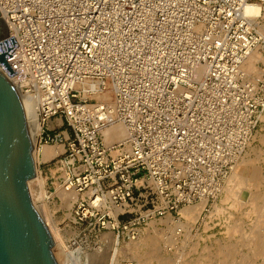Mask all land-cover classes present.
Segmentation results:
<instances>
[{
    "label": "built area",
    "instance_id": "1",
    "mask_svg": "<svg viewBox=\"0 0 264 264\" xmlns=\"http://www.w3.org/2000/svg\"><path fill=\"white\" fill-rule=\"evenodd\" d=\"M0 14L17 43L0 70L37 145L63 144L46 163L80 219L135 237L220 196L264 116V62L244 68L264 53V0H0ZM115 123L125 137L107 143Z\"/></svg>",
    "mask_w": 264,
    "mask_h": 264
},
{
    "label": "rangeland",
    "instance_id": "2",
    "mask_svg": "<svg viewBox=\"0 0 264 264\" xmlns=\"http://www.w3.org/2000/svg\"><path fill=\"white\" fill-rule=\"evenodd\" d=\"M262 62L263 61H260L258 63ZM261 120L262 121L258 123V126L256 128L252 143L246 149V154L244 153L242 155V157L246 155L245 157L254 158V150L258 149L261 151L259 159L254 164V170L251 171L249 167L243 165L241 159L233 169L238 172H243L244 174H246V176H250L251 171V183L253 187L251 186V183H245L243 185L232 183L226 184V179L222 187H225V185H232L231 187H235L236 189L237 187H239L237 189L238 191L236 190V196L229 197L230 199L225 198V191L224 189H222L223 193L221 192L220 196L215 201L209 202L206 206L204 204V208L208 209V211L204 208L202 209L200 216L193 223V227L190 231H187L185 229V227L187 228V226L182 227L179 231V234L176 236L177 240L172 243L173 245H169V243L165 240H162L164 243L162 241L160 242V249L157 254L161 253L160 255L163 257L155 254L153 255V253H151L152 251L149 245H141L135 250H131L129 248V244L135 242L134 240L138 241L139 239H141V236L143 237L146 234L153 233V226L151 223L152 221L148 222L147 225L141 228L139 234L135 237H131L126 233L119 234L117 236V247L118 249H121L119 250L116 258V264H158L161 260H163V262H160L161 264H164L166 261L167 264H264V253L262 252V254H260L261 251H264V248L261 247V249H258V251H260L256 254L259 255H255L254 253L256 249L255 245L257 244L256 242L254 243V234H259L258 239L264 240V220L262 217L260 218V212H258V206L262 204L263 199L261 200V198L264 196V141L261 139L262 136H264V117H262ZM65 129H67V125L64 122L61 128H56L50 131V134H58L60 131H64ZM46 132L47 131L44 128L43 136L46 134ZM41 145H43V140L39 142V145H37V142H35V145H33V148L35 150L38 149L36 155V165L39 172L38 182L40 184V189L38 191L40 194V199L43 198V202L46 201L49 219L51 220V222H53V225L55 223V226L57 227L58 232L61 235V245H59L58 243L54 250L56 259L60 264H113L110 258V254L112 251L111 249L115 236L105 232L104 234L99 233L98 227L100 225V221H98L97 218L80 219V215L76 214L75 212L76 208L73 203L70 208L66 206V203L63 199H61L62 197L57 192L58 187L60 186L52 183L53 168L50 167L49 164L46 163L47 160H44L42 158V155H40L41 152L39 151V149L41 148ZM53 145L61 144L56 143ZM42 178L45 179V182L41 185ZM256 178L259 179V184L256 183ZM30 184L34 190L36 187H38L37 183L32 184L31 182ZM247 184H249L250 186ZM255 190H258L259 193ZM253 192H256V194H254ZM255 195H260L261 197L259 196L257 200H252ZM234 197H236V199ZM221 200L225 201L223 202ZM249 200L251 201V203ZM250 204H253L252 207ZM214 206L222 208L220 209V211L217 210L218 212H215L216 210H214ZM257 216H259L260 220ZM164 218L162 217V219ZM172 218L180 219L183 223L185 221V219L181 216L180 211L173 214ZM160 219L155 220V227L158 230L164 232L168 231L166 233L170 235L172 233L171 230H169L170 228L167 229L166 224L163 223L162 219ZM257 219L258 222L256 221ZM254 223L256 224V226ZM235 224L237 225L234 226ZM232 226H234L235 229H231L230 227ZM185 231H187L189 234H186ZM252 234L253 236L251 238ZM165 243L168 245H166ZM261 244H264L263 241H261ZM216 248L219 250H217ZM134 251L136 252V254H134ZM227 252L229 253V255L227 254ZM155 257H157L158 259ZM169 258L170 260H168ZM245 259H247L246 262ZM249 260L251 261L250 263Z\"/></svg>",
    "mask_w": 264,
    "mask_h": 264
},
{
    "label": "water",
    "instance_id": "3",
    "mask_svg": "<svg viewBox=\"0 0 264 264\" xmlns=\"http://www.w3.org/2000/svg\"><path fill=\"white\" fill-rule=\"evenodd\" d=\"M7 36L0 14V62L17 45ZM35 168L22 100L0 70V264H60L48 226L30 195L28 182Z\"/></svg>",
    "mask_w": 264,
    "mask_h": 264
},
{
    "label": "bare ground",
    "instance_id": "4",
    "mask_svg": "<svg viewBox=\"0 0 264 264\" xmlns=\"http://www.w3.org/2000/svg\"><path fill=\"white\" fill-rule=\"evenodd\" d=\"M259 11V9L255 6H247L246 7V12L248 13H257ZM257 61H263L264 62V54L259 52L258 50H254L252 52H250L245 64H244V68L246 69L247 73L248 74H251V75H259L260 73V70L259 68L255 65V62ZM105 100L107 101H112V94L111 93H105L103 96H102ZM23 102V105H24V111H25V114H26V121H27V128H28V132H29V135H30V139H31V144H32V156H33V159H34V162L36 164V155H37V152H38V149H34L33 148V145H35V142H37L38 140V136L41 132V126L42 125H39L41 124L38 120V117H37V114L31 109V106H29V104L27 102H25L24 100H22ZM264 117V116H263ZM29 122V123H28ZM125 137V129L124 127L120 124V123H115L113 124L111 127L107 128L104 130V139L107 143H110V142H114V141H121L122 139H124ZM263 141H264V136H262L261 138ZM35 140V141H34ZM60 144V143H59ZM62 145V146H61ZM61 145H53V144H44L42 146H40L41 148L39 149V151L41 152L40 155H42V158L44 160H48L50 159L51 157L61 153L63 151V144ZM255 148V147H254ZM255 152V157L254 158H249V157H242L241 160H242V164L245 165L246 167H249L250 170H254L253 167H254V164L255 162L259 159L260 155H261V151L256 149L254 150ZM246 154V153H245ZM241 162V161H240ZM258 163V162H257ZM256 168V167H255ZM259 170V169H258ZM251 171H250V176H246V174H244L243 172H238V171H235L233 170L229 176L227 177V181H226V184H245V183H251ZM261 178V177H260ZM38 179H39V172L37 170V165H36V168H35V175H34V178L31 179L29 182H28V187H29V190H30V195H31V198H32V201L36 204V206L39 208L40 210V213L42 214V217L43 219L45 220L47 226H48V229L50 231V234H51V237H52V241H53V252L56 248V245H61L60 243V239H61V235L59 234L58 232V229L57 227L55 226V223L54 225L52 224L53 222H51V220L49 219V213H48V209H47V206H46V201L43 202V198L40 199V194H39V189H40V184L38 182ZM45 179L42 178L41 179V185L45 182L44 181ZM259 179L256 178V183L259 184L258 182ZM32 184L34 182L37 183L38 187L35 188V190L31 187V183ZM224 185V184H223ZM249 185V184H247ZM232 186V185H231ZM230 185H225V187H223L222 189H224L225 191V198H228L230 199L229 197H233V196H236V190L239 188L237 187V189L235 187H231ZM236 186V185H235ZM238 186H241V185H238ZM250 186V185H249ZM251 186H252V183H251ZM258 186V185H257ZM253 187V186H252ZM238 191V190H237ZM256 192L259 193L258 190H255ZM58 194H60V197L61 199L64 200V202L66 203V206L68 208H70V206L72 205V199H74V197L76 196V193L74 191H70L69 193H67V191H65L64 189H61V187H58V190H57ZM256 192L254 194H256ZM223 193V192H222ZM238 194V193H237ZM261 194V193H260ZM262 195V194H261ZM260 196V195H259ZM258 195H255L253 197L252 200H257V198H259ZM252 197V196H251ZM261 197V196H260ZM236 199V197H234ZM223 199V198H222ZM263 199V200H262ZM40 200V201H39ZM262 200V204L259 207L258 209V212H260V218L262 217L263 220H264V196L261 198ZM223 201V200H221ZM225 201V200H224ZM223 201V202H224ZM233 201V200H232ZM250 201V200H249ZM239 202V201H237ZM257 202V201H256ZM248 203V202H247ZM251 203V201H250ZM39 206H38V205ZM204 204L205 202L202 201L200 203H197V204H194V205H187V206H184L183 208H181L180 210V214L181 216L185 219L184 223L181 222L180 219H174L172 218L171 215H166L163 220V223L166 224L167 226V229L171 230V234L168 235L166 232L164 231H161V230H158L156 227H155V224L154 222L155 221H152V226H153V233L152 234H146L145 236H141V239H139L138 241L134 240L135 242H132L131 244H129V248L131 250H135L137 249L139 246L141 245H149L150 246V249H151V253H153V255H158V256H161L160 254H157L159 252V249H160V242L162 240H165L169 243V245H173L172 243H174L175 240H177V235L179 234V231L182 227L184 226H187V228L185 227V229L187 231H190L191 228L193 227V223L198 219V217L200 216V213L202 211V209L204 208ZM230 204V203H229ZM228 204V205H229ZM242 204V203H241ZM240 204V206H241ZM246 204V203H245ZM254 204V203H253ZM252 204V205H253ZM258 204V203H257ZM251 205V204H250ZM251 205V207H252ZM239 206V205H238ZM255 207V206H253ZM257 207V206H256ZM214 210H216L215 212H218L217 210L220 211V207H217V206H214ZM248 209V208H247ZM255 209V208H254ZM256 211V210H255ZM257 214V212H256ZM230 215V214H229ZM228 215V217H229ZM258 217V219L260 220V218ZM231 217V216H230ZM160 219V220H161ZM209 219V218H208ZM232 219V218H231ZM258 219L256 220L258 222ZM262 220V221H263ZM255 221V220H254ZM260 222V221H259ZM150 223V224H151ZM264 223V222H263ZM255 224V223H254ZM259 224V223H258ZM237 224H235L234 226H236ZM231 226V225H230ZM234 226L230 227L231 229H235ZM256 226V224H255ZM262 226V225H261ZM238 227V226H237ZM236 227V228H237ZM228 228V227H227ZM239 228V227H238ZM241 228V227H240ZM264 228V227H263ZM230 229V230H231ZM238 230V229H237ZM240 230V229H239ZM263 230V229H262ZM152 231V230H151ZM187 231L186 234L188 233ZM234 231V230H233ZM253 231V230H252ZM232 232V231H231ZM235 232V231H234ZM106 233H110L111 235H113L110 232H106ZM252 233V232H251ZM104 234V233H103ZM189 234V233H188ZM232 234V233H231ZM254 234V233H253ZM253 234L251 235V238L253 236ZM243 235V234H242ZM246 235V234H244ZM259 235V234H258ZM257 234H254V243L256 242L257 244L255 245L256 246V249L254 251L255 255H259V254H256L258 253V249H261L264 248V244L262 245L261 244V241H263L264 243V240H260L258 239L259 236ZM263 235V234H262ZM115 236V239L113 241V245H112V251H111V254H110V258H111V261L113 264H116V258H117V255H118V252L119 250L121 249H118L117 245H118V238H117V235H113ZM175 236V237H174ZM241 236V235H240ZM239 236V237H240ZM250 236V235H249ZM140 238V237H138ZM236 239V238H235ZM133 241V240H132ZM163 242V241H162ZM240 242V241H239ZM164 243V242H163ZM235 243V242H234ZM166 244V243H165ZM237 244V243H236ZM168 245V244H166ZM233 245V244H232ZM245 245V244H244ZM164 247V246H163ZM240 247V246H239ZM255 248V247H254ZM163 249V248H161ZM167 249V248H166ZM165 249V250H166ZM217 249V248H216ZM219 249H220V244H219ZM217 249V250H219ZM129 250V251H131ZM137 251V250H136ZM163 251V250H162ZM135 252V251H134ZM146 252V251H145ZM215 252V250H214ZM228 252H229V249H228ZM227 252V254L229 255V253ZM233 252V251H232ZM231 252V253H232ZM238 252V251H237ZM262 252L264 253V251H261L260 254H262ZM223 253V251H222ZM136 254V252L134 253ZM236 254V253H235ZM55 255V254H54ZM253 255V254H252ZM216 256V255H215ZM234 256V255H233ZM163 257V256H161ZM160 257V258H161ZM208 257V256H206ZM227 257V256H226ZM225 257V259H226ZM250 257V256H249ZM256 257V256H255ZM135 258V257H134ZM154 258V257H152ZM157 258V257H155ZM165 258V257H164ZM215 258V257H214ZM231 258V257H230ZM158 259V258H157ZM166 259V258H165ZM219 259V258H218ZM224 259V258H223ZM222 259V260H223ZM224 259V260H225ZM131 260V259H130ZM149 260V259H148ZM160 260V259H159ZM170 260V258L168 259ZM220 260V259H219ZM234 260V259H233ZM232 260V261H233ZM136 261V259H135ZM204 261V259H203ZM218 261V260H217ZM231 261V262H232ZM247 261V259H245V262ZM140 262V261H139ZM158 262V261H157ZM160 262H163V260H161ZM159 262V263H160ZM165 262V261H164ZM167 262V261H166ZM165 262V263H166ZM184 262V261H183ZM198 262V261H197ZM208 262V261H207ZM224 262V261H223ZM244 262V261H243ZM242 262V263H243ZM244 262V263H245ZM251 261L249 260V263ZM254 262V261H253ZM158 263V264H159ZM164 263V264H165ZM186 263V262H185ZM195 263V262H194ZM237 263V262H236ZM133 264V263H132ZM139 264V263H138ZM143 264V263H142ZM161 264V263H160ZM167 264V263H166ZM196 264V263H195ZM207 264V263H206ZM210 264V263H209ZM239 264V263H238ZM248 264V263H247Z\"/></svg>",
    "mask_w": 264,
    "mask_h": 264
}]
</instances>
